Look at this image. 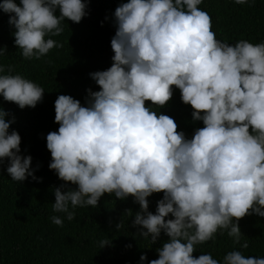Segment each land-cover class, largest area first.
I'll return each mask as SVG.
<instances>
[{
    "label": "clouds",
    "instance_id": "obj_1",
    "mask_svg": "<svg viewBox=\"0 0 264 264\" xmlns=\"http://www.w3.org/2000/svg\"><path fill=\"white\" fill-rule=\"evenodd\" d=\"M91 2L2 0L0 10L9 15L20 56L31 61L64 48L51 37L61 36L69 21L80 24ZM230 2L252 7L256 0ZM203 3L122 0L113 13L111 66L89 73L99 90L89 87L83 105L65 94L54 101L59 127L46 135V148L49 170L63 182L52 188V212L63 216L49 219L62 228L65 219H76L77 208H99L105 194L131 197L140 209L132 220L139 229L134 238L152 245L162 233L168 238L156 249L158 258L149 261L145 253L140 264H264V257L237 249L220 260L211 253L193 255L197 245L225 233L247 249L240 221L264 218V41L218 38L211 15L198 7ZM8 53L0 46V57ZM16 68L0 62V97L21 110L34 109L45 89ZM177 89L192 109V122L203 125L190 138L159 111ZM15 122L0 104V173L6 170L17 184L29 177L42 182L35 176L40 165L32 167L33 157L21 154L19 132L10 130ZM160 193L153 213L148 198ZM126 212L132 216L131 209ZM123 226L117 223V232ZM98 244L113 246L111 238Z\"/></svg>",
    "mask_w": 264,
    "mask_h": 264
},
{
    "label": "trees",
    "instance_id": "obj_2",
    "mask_svg": "<svg viewBox=\"0 0 264 264\" xmlns=\"http://www.w3.org/2000/svg\"><path fill=\"white\" fill-rule=\"evenodd\" d=\"M15 2L19 5L20 0ZM120 2L122 0H92L89 16L80 24L65 23L64 33L51 37L62 41L64 48L54 49L48 56L31 61L20 56L14 46L9 15L0 10V46L6 45L9 52L0 57V62L17 65V73L45 89L43 102L34 109L21 110L0 97L4 109L15 115L16 122L10 130H17L22 138L21 154L33 157L32 167L40 165L35 176L43 178L42 182H37L29 177L17 184L6 170L0 173V264H140L142 254L146 253L149 261L158 258L156 249L168 239L162 233L160 240L152 245L150 239L134 238L133 234L139 229L132 227V220L140 209L131 197L121 201L105 194L99 208H77L76 219L71 222L65 219L62 228L49 219L54 214L63 216L52 212L55 202L52 188L63 182L49 170L51 155L46 148V135L59 127L54 122V101L58 95L65 94L83 105L89 87L99 90L89 73L111 66L114 53L110 41L115 34L113 13ZM198 7L211 15L218 38L230 40V43L237 39H248L252 43L264 41V0H256L252 7L236 5L230 0H204ZM49 58L53 60L51 66L47 63ZM159 111L174 118L179 130L189 138L196 127L203 126L202 122H192V109L181 102L178 89L168 106ZM6 166L7 163L5 169ZM162 196L160 193L148 198L149 210L153 213ZM127 209L132 210V216ZM121 220L124 226L117 232L115 225ZM240 228L241 243L247 240V249L234 245L225 233L223 236L217 234L214 243L197 245L193 255L211 253L213 258L220 260L227 252L237 249L245 256L264 257V218L245 217L240 221ZM105 238H111L113 246L100 249L98 241ZM127 244L132 248L126 249Z\"/></svg>",
    "mask_w": 264,
    "mask_h": 264
}]
</instances>
